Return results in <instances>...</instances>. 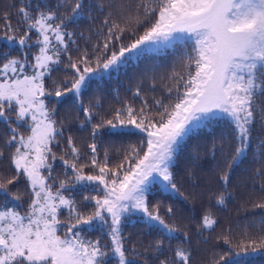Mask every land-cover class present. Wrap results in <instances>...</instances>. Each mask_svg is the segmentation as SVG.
I'll use <instances>...</instances> for the list:
<instances>
[{"label":"snow or ice","instance_id":"6c2138e0","mask_svg":"<svg viewBox=\"0 0 264 264\" xmlns=\"http://www.w3.org/2000/svg\"><path fill=\"white\" fill-rule=\"evenodd\" d=\"M21 4L16 27L9 15L0 17V40L20 51L13 56L0 50V122L8 132L0 158L4 149H14L9 156L13 175L0 180V194L11 193L19 201L9 186L15 187L23 178L30 200L24 213L8 207L7 200L0 205V264H136L143 255L140 248L152 253L151 261L144 259L143 264H191L188 231L181 235L175 222L161 216L158 203L150 206L149 195L154 183L160 184L161 192L178 190L171 170L177 147L205 122L224 120L229 125L220 137L223 159L215 165L222 189L216 203L225 205L232 196L228 192L232 171L251 151L252 163L258 165L253 182L259 178L262 194L252 207L264 209V135L253 144L258 120L264 131V102H259L264 101V0H137L134 12L122 15L120 21L106 12L94 31L87 30L88 35L74 26L85 22V14L95 22L93 13L104 12L103 0H59L54 7L43 0H21ZM126 33L134 38L123 43ZM177 40L191 41V53L185 63L189 71L177 74L175 89H168L169 94L175 91L174 103L156 100L155 114L147 110L146 101L139 108L126 103L92 124L94 140L102 129L120 135L131 126L144 134L139 146H130L125 163L110 168L107 153L101 163L97 144L91 143L90 164H81L71 136L65 154L57 156L54 148L61 147L64 128L56 119L55 105L70 95L71 107L83 114L85 124L92 123L100 101L84 106L81 97L88 80L119 71L132 59ZM81 41L90 48L81 47ZM60 65L66 77L54 80L52 73ZM46 80H52L51 86ZM134 96H140L139 88ZM58 158L64 166L63 178L54 174ZM88 166L98 174H86ZM78 188L87 193H79V201L74 194ZM64 211L67 215L61 219ZM136 212L163 238L147 247L132 244L129 248L123 226L128 215ZM172 214L169 207L167 215ZM260 223L264 225V220ZM215 224L206 210L198 232ZM96 229L100 235L89 239ZM172 240L177 241L175 246ZM224 242L230 243L227 236ZM260 246L264 247V240Z\"/></svg>","mask_w":264,"mask_h":264},{"label":"trees","instance_id":"16d2710c","mask_svg":"<svg viewBox=\"0 0 264 264\" xmlns=\"http://www.w3.org/2000/svg\"><path fill=\"white\" fill-rule=\"evenodd\" d=\"M43 2L54 7L59 0H43ZM89 2L96 3L98 0H89ZM103 3L104 12L93 13L96 17L95 22L88 20L85 14V22L74 26L77 31H83L85 35H88L87 30L91 27L94 31L108 11L112 12L113 18L120 21L122 15L127 16L130 10L134 12L137 0H103ZM21 6V0H0V17L9 15L13 27H16L18 19L16 13ZM2 24L3 21L0 20V25ZM142 31L143 28H139V32L142 33ZM133 38L131 33H126L122 42L128 43ZM80 43L81 47L90 48V45H85L83 41ZM91 43H96V39L93 38ZM0 50L10 51L13 56L20 54L19 48L10 45L7 40H0ZM190 53L191 41L177 40L169 47L132 59L122 65L119 71L113 70L106 76L88 80L81 97L84 106L88 107L90 104H95L96 100L100 101L94 109L97 115L92 123L85 124L83 114L75 107H71V96L65 97L64 103L55 105L56 119L63 124L64 128L61 147L54 148L57 156L65 154L67 137L71 136L80 150L81 164H90L91 152L88 145L91 143L97 144V157L101 163L104 161L105 153H107L110 168L125 163V156L129 154L130 146H139L140 142L145 139L144 134L131 126H129L128 133L120 135H114L107 129H102L94 140L91 135L92 124L96 123L100 116L110 115L112 110L126 103L139 108L146 101L147 110L152 114L158 111L155 105L156 100H160L165 105L174 103L175 91L169 94L168 89L169 87L175 89L177 74L186 75L189 71L185 63L186 55ZM65 77L63 65L52 73L54 80ZM46 83L51 86L52 80H46ZM137 88L140 89L139 97L134 96ZM228 130L229 125L224 120L205 122L199 127H194L180 141L176 152V164L171 169L178 190L175 193L161 192L159 183L151 186L150 206L158 203L161 216L169 223L175 222L181 230V235L185 230L188 231L190 244L186 246L192 251L191 264H216V261H220V264H225V261L228 264H264V247L260 246L261 240H264V231L261 230L264 229V225L260 223L264 220V209L252 207L253 202L258 201L262 194L259 191V178L253 182L252 174L258 165L252 163L251 151L248 159L232 171V180L228 187V192L232 193V196L226 199L225 205L216 203V197L222 189L217 182L215 165L223 159L220 151L222 146L220 137ZM20 131L24 132L22 126ZM261 135H264V131L260 130L258 120L256 130L253 132L254 145L255 138ZM7 137V125L0 122V147H3V142ZM11 151L14 149H4L5 155L0 158V180H6L13 175L9 160ZM66 158L70 159V156ZM84 171L86 174H98L90 166L85 167ZM54 174H60L63 178L64 166L59 158L55 161ZM9 187L12 188L13 193L20 196V200L12 199L11 193L8 197L0 194V205H4L7 200L8 207H18L22 213L26 212L30 196L24 179L21 178L15 187ZM81 192L87 194L86 190L79 188L74 192L78 201L82 200V195L79 194ZM91 194L102 195L97 192H91ZM88 207L90 208V205ZM169 207L173 209L171 217L167 215ZM206 210L211 211L216 224L212 229H201L198 232L197 226ZM66 215L67 212L64 211L61 219ZM253 224L256 227H252ZM123 231L128 237L129 248L132 244L147 247L154 244L157 239L163 238L157 231L148 227L144 219L132 214L128 215L124 221ZM99 235L100 231L96 229L88 234V238L95 240ZM225 236L228 237L229 244H225ZM251 241H255V244L248 246ZM242 242L243 248L241 247ZM165 243L168 241L166 240ZM171 243L175 246L177 241L172 240ZM140 251L143 255L137 258L136 264H143L144 259L151 261L150 250L144 252L143 248H140ZM221 256H224L225 260L221 261ZM110 264H114V261Z\"/></svg>","mask_w":264,"mask_h":264},{"label":"rangeland","instance_id":"374dc122","mask_svg":"<svg viewBox=\"0 0 264 264\" xmlns=\"http://www.w3.org/2000/svg\"><path fill=\"white\" fill-rule=\"evenodd\" d=\"M108 74H109V73H105L103 76H106V75H108ZM98 77H101V76L97 75V76H93L92 78H98ZM168 192L175 193V191H172V190H169ZM129 215H131V214H129ZM132 215H135V216H137V217H139V218H141V219H144V218H143V215H142L141 213H139V212L132 213Z\"/></svg>","mask_w":264,"mask_h":264}]
</instances>
